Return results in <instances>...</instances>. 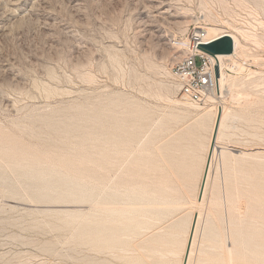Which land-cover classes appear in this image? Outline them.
Returning a JSON list of instances; mask_svg holds the SVG:
<instances>
[{
	"label": "rangeland",
	"instance_id": "rangeland-1",
	"mask_svg": "<svg viewBox=\"0 0 264 264\" xmlns=\"http://www.w3.org/2000/svg\"><path fill=\"white\" fill-rule=\"evenodd\" d=\"M162 1L167 3L166 14L158 11ZM207 15L218 23L222 19L245 32H258V37L264 35V0H0V264H180L181 257L168 252L172 249L168 242L174 239L169 234L174 231L172 224L191 217L199 166L211 131L210 127L198 130L192 118L181 119L185 107L167 102V88L173 90L175 85L163 71L171 73L183 56L170 42L187 39ZM182 22L188 24L181 28ZM261 37L260 43L264 42ZM240 39L247 53L251 52L241 76L263 71L264 43L256 46L252 38H245L249 42ZM262 87L249 92L236 87L230 101L212 105L214 113L225 104L242 116L235 122L238 136L229 141L236 150L230 152L258 153L260 160L230 164L223 172L217 170L219 158L214 160L215 172L207 203L200 208L202 221L190 264H264ZM232 97L236 99L231 101ZM244 105L247 112L242 110ZM196 109L191 108L192 117L199 113ZM169 146L179 148L181 154L168 159ZM192 153L198 162L194 175L189 168ZM233 154L228 157L234 158ZM16 160L52 165L88 182L98 178L122 193L156 192V204L118 201L105 205L102 196L81 202L78 194L41 198L35 181L24 186L25 169L16 168ZM214 183L221 197L216 209L208 204ZM150 207L167 209L168 214L160 220L147 219L139 209ZM107 210H123L132 214L130 218H138L132 224L126 220L122 226L115 224L118 240L113 245L97 234L99 216L107 215ZM209 212L218 238L204 234ZM95 214L99 215L97 223H85L87 216ZM251 232L262 240L243 246L242 240ZM151 237L156 245L149 241ZM233 240L244 249L234 250L236 255L230 257ZM245 249L248 255L243 254Z\"/></svg>",
	"mask_w": 264,
	"mask_h": 264
},
{
	"label": "bare ground",
	"instance_id": "bare-ground-1",
	"mask_svg": "<svg viewBox=\"0 0 264 264\" xmlns=\"http://www.w3.org/2000/svg\"><path fill=\"white\" fill-rule=\"evenodd\" d=\"M165 1V0H164ZM259 5V4H258ZM166 7H167V3L166 2H160L159 5H158V11L160 14H166L167 11H166ZM209 13V12H208ZM214 17V16H213ZM212 17V18H213ZM218 17V16H217ZM212 18L210 17V15H207L205 16L204 18V23L203 25L201 23L197 24V27L196 29L198 30H203L204 32H206V42L207 43H210V42H213L217 39H220L222 38L223 36H230L234 42V52L230 55H217V58L220 60V62L218 63L220 66H221V77H219V81H220V90H221V94H222V100H224L225 102L227 100L230 101V95L233 93V90L234 88L236 87H241V89H246L247 91L248 90H253V91H257L259 88H261L262 86L264 87V70L263 71H250L249 75L248 76H241L246 70H247V66H248V63H249V59H247L248 57H250V54L251 52H248L247 53V50H246V43L243 45V42L242 40L240 39V36L241 38L243 37V39L247 38L248 37V40H254V44L256 45L258 43V45L256 46H259L261 44H263L264 42L260 43L262 40H261V36H264V35H261L260 37H258V32L257 34L252 33V32H245L242 28H239V27H236V23L235 25H231V23L229 22H223L222 19L221 23H218V20L216 21L215 17H214V22L215 24H213L214 22L212 21ZM224 20V19H223ZM190 21V20H189ZM230 21V20H228ZM213 24L211 25L210 24ZM232 22V21H231ZM234 22H236L234 20ZM233 22V23H234ZM188 24V22H186ZM184 22H182V24H179L180 27L183 25V24H186ZM217 23V24H216ZM176 24V22H175ZM218 24H221V25H218ZM227 28L230 27L229 29H226V27H222L223 25H227ZM238 24V23H237ZM260 24V23H259ZM262 24V22H261ZM264 26V23L262 24ZM262 25H260L261 27H263ZM186 26V25H185ZM221 26V27H220ZM242 27V26H241ZM183 28V27H181ZM180 28V29H181ZM187 28V27H186ZM185 28V29H186ZM244 28V27H243ZM252 28V27H251ZM256 27L253 26V29L255 30ZM184 30V29H183ZM187 30V29H186ZM184 30V31H186ZM233 32H232V31ZM247 30V29H246ZM183 31V32H184ZM248 33V34H246ZM250 37V38H249ZM252 38V39H251ZM260 38V39H259ZM264 39V37H263ZM246 40V39H245ZM245 40H243L245 42ZM249 40V41H250ZM247 41V40H246ZM247 41V42H249ZM264 41V40H263ZM184 42H185V45L188 44V40L187 39H184ZM205 42V43H206ZM253 43V42H252ZM170 46L171 48H173L172 46V42H170ZM262 46V45H261ZM173 50H179L183 53V56L185 55V51L183 49H175L173 48ZM182 56V57H183ZM182 57L178 58L176 60V62L181 59ZM242 59V60H240ZM247 59V61H246ZM263 59V58H262ZM255 60V59H253ZM260 59H258L259 61ZM245 61V62H244ZM264 61V60H263ZM173 62V60H172ZM175 62V63H176ZM174 63V64H175ZM232 64L235 65L236 67V74H229V73H226L225 72V68H229L231 69L232 68ZM247 64V65H246ZM174 66V65H173ZM161 67V66H160ZM159 67V68H160ZM162 68V67H161ZM168 69V68H166ZM264 69V67H263ZM162 71V70H161ZM165 72V75H167L169 78L172 76L173 78V75H172V71L170 73V71H163ZM240 75V76H238ZM166 76V77H167ZM174 80V79H173ZM168 82V81H167ZM169 83V82H168ZM171 83V82H170ZM173 84V83H172ZM164 85V84H162ZM168 86V84H165ZM175 85L172 90L171 86H169L167 89H168V92L166 93V97L165 99L168 100L167 102H171L173 103V105H176V106H183L185 107V109L183 108V110L181 111L182 112V118L181 119H187V118H192L194 119V123L196 124L197 126V129L198 130H201V129H208L210 127V131H211V136H210V139H209V144H208V147L206 149V155H205V158H203V162L201 163L202 167L199 166V170H201L200 172V176H199V188H198V191L196 192L195 196H194V199H193V208H192V212H191V217L190 219L188 218L187 220H178L177 222H175L174 224H172V229L171 230H174L173 233L169 234L171 235V238L173 237L174 239L171 240V242H168L169 245L167 246H171L172 245V249L171 251L167 250L168 252H170L171 256L173 257H181V261H180V264H185V261H186V257L188 258L187 260V263L186 264H190L191 263V260H192V256L194 255V248H195V245H196V237H197V234L199 232V228H200V223L202 221V212H201V207L203 205H205L207 203V196H208V192H209V188H210V181H211V178H212V173L214 174V160L218 157L219 160H220V165L219 167H217V170H220L223 172V168L226 167L228 168V166L230 164H236L237 166L238 165H244L248 162L249 159H252L254 161H259L260 160V157L256 154L258 153H250V152H247V151H239L238 154H233L231 153L230 151H235L236 149L234 148V145H232L229 141L232 137H236L238 136L236 134V130H237V127L235 126V122L236 121H240L242 120V116L239 115L236 111H234L232 108H230L228 105H225V104H221V106L216 109L215 113L213 112L214 108L212 105H218L219 102H221V100H218L216 98H211L210 100V103L207 105V106H204L203 107H199V106H196V105H193V104H189L188 103H183L181 102L180 100H178L176 97L177 94H179V89L176 85V83L174 82ZM262 87V88H263ZM239 90V88H238ZM249 92V91H248ZM252 92V91H251ZM250 92V93H251ZM264 92V91H263ZM244 94V93H243ZM252 94V93H251ZM238 95V94H237ZM236 95V97H237ZM250 95V94H249ZM251 96V95H250ZM162 97V96H161ZM235 97V96H234ZM232 97L231 98V101L236 99ZM245 97V96H244ZM247 97V96H246ZM245 97V98H246ZM249 97V96H248ZM252 97V96H251ZM164 98V97H163ZM227 99V100H226ZM183 100V99H182ZM114 101V100H113ZM238 101V100H237ZM187 102V101H185ZM249 102V101H248ZM223 103V101H222ZM236 103V102H235ZM229 104V103H228ZM239 104V103H237ZM241 104H242V101H241ZM194 107H193V106ZM211 105V106H210ZM245 106V105H244ZM248 106V104H247ZM178 107V108H179ZM177 108V107H176ZM191 108H197L199 111V113L195 116V117H192L193 113L190 111ZM247 107L245 106L244 110L245 112H247L245 109ZM182 109V108H181ZM196 109V110H197ZM130 110V109H129ZM134 111L137 110V109H133ZM195 110V109H194ZM197 110V111H198ZM241 110V109H240ZM138 112V110H137ZM133 113V111H132ZM142 113V112H140ZM144 113V111H143ZM180 114V113H179ZM177 114V115H179ZM143 115V114H141ZM140 115V116H141ZM181 115V114H180ZM132 116V115H131ZM140 116L137 115V117L139 118ZM144 117V115H143ZM135 118V117H134ZM178 118V116H177ZM180 118V117H179ZM142 119V118H141ZM145 119V117H144ZM140 120V118H139ZM141 121V120H140ZM138 124V123H137ZM137 127V125H135ZM139 126V125H138ZM139 128V127H138ZM141 129V128H140ZM139 132V131H138ZM107 133V132H106ZM112 133V132H111ZM115 134V133H114ZM118 134V133H117ZM119 136V135H118ZM240 137V136H239ZM114 138V137H113ZM122 138V137H120ZM119 139V138H117ZM239 140V139H238ZM176 142V141H175ZM178 142V141H177ZM176 142V143H177ZM172 143V142H171ZM174 143V142H173ZM175 143V144H176ZM181 143V142H180ZM179 143V144H180ZM243 143V142H242ZM244 143H248V142H244ZM243 143V144H244ZM178 144V143H177ZM178 144V145H179ZM170 145V144H169ZM172 146V145H171ZM165 147V146H163ZM162 147V148H163ZM176 147V146H175ZM178 147V146H177ZM180 147V146H179ZM151 149V148H150ZM164 149V148H163ZM168 149V147H167ZM166 149V152H168ZM169 149H170V146H169ZM168 149V150H169ZM161 150V149H160ZM171 150V151H170ZM170 153L172 152V154L170 155V153L168 154L167 158L168 159H173L175 156L174 155H177V154H181V151L179 148L177 149H170ZM130 151V150H129ZM119 152V151H118ZM121 152V150H120ZM162 152V150H161ZM164 152V151H163ZM165 152V153H166ZM233 154V157L234 158H229L228 157V154ZM153 154V153H152ZM193 157L191 158V164L189 166L190 170H192V175L195 174V171L197 170L198 168V162L197 160L195 159L197 157V154L196 153H192ZM146 156V155H145ZM155 156V155H154ZM19 157V156H18ZM186 157V155L184 156ZM189 157V156H188ZM116 158V157H115ZM166 158V159H167ZM176 158V157H175ZM179 158V157H178ZM19 159V158H18ZM143 160V159H142ZM118 161V160H117ZM28 161L27 160H21V161H18L16 160L14 162L15 164V167L18 168H24L25 169V172L23 173V177L25 178L23 184L25 187H30V185H32V182L35 181L36 185H35V188L38 192V194L40 195L41 198H47L48 195L50 194H54V195H60V194H67V195H77L78 196L76 198H78L81 202H92L94 199H96V197H103V204L105 205H108V204H112V203H116V202H124L125 205L129 202H141L142 205L143 203H147L149 205H154L156 204V192H148V193H144L142 192L141 190H131V192L129 193L128 191L122 193L121 191L119 190H115L114 188H110V187H107L105 186V182L103 180H100L97 178V180L95 182H88V181H85L84 179H81L79 178L78 176H73L72 174H69V172H67L66 170H56V167L52 166V165H43V164H39L37 161V163H33V164H29L27 163ZM31 162V161H30ZM174 162V161H173ZM13 163V162H12ZM13 164V166H14ZM28 164V165H26ZM179 164V163H178ZM185 164V163H184ZM249 164V163H247ZM171 165V164H170ZM169 165V166H170ZM186 165V164H185ZM174 166H177V165H174ZM172 165V167H174ZM171 167V169H172ZM241 167V166H239ZM159 168V167H158ZM163 169L164 166L162 167ZM111 169V168H110ZM162 169V170H163ZM176 170V168H174ZM173 169V170H174ZM178 169V168H177ZM196 169V170H195ZM23 170V169H22ZM216 170V171H217ZM167 171V169H166ZM243 171V170H242ZM153 173V172H152ZM164 173V172H163ZM167 173V172H166ZM206 174H207V177H206ZM169 176H171L170 174H168ZM98 176V175H97ZM163 176V175H162ZM161 176V177H162ZM227 177V176H226ZM169 178V177H168ZM171 178V177H170ZM192 178H195L192 176ZM206 178V183H205V187H204V191L201 193V190H202V185H203V182H204V179ZM229 178V177H228ZM162 181V179H160ZM159 180V181H160ZM164 180L166 181V179L164 178ZM172 180V179H171ZM126 181V180H125ZM169 181V179H168ZM167 181V182H168ZM229 181V180H228ZM34 183V184H35ZM161 184V183H160ZM167 184V183H166ZM170 184H173V181L170 182ZM112 186V185H111ZM126 186V185H125ZM124 186V187H125ZM167 186V185H166ZM165 186V187H166ZM258 186V185H257ZM161 187V186H160ZM168 187V186H167ZM229 187V186H228ZM117 188V187H116ZM171 188V186L169 187ZM125 190H127L126 188H124ZM123 189V190H124ZM227 189V188H226ZM124 190V191H125ZM151 190V189H149ZM171 190V189H170ZM211 199L209 200V203L210 206H213L215 209H216V206L218 205L219 206V200H221V197H219V187L217 185V183L213 185L212 187V190H211ZM227 191V190H225ZM227 192H229L230 194V191L228 190ZM160 193V192H159ZM159 195V194H158ZM161 195V194H160ZM164 196V195H163ZM193 196V195H192ZM227 196V201L229 202L230 198H228V194L226 195ZM39 197V198H40ZM71 198V197H69ZM97 200V199H96ZM233 202V201H232ZM123 203V204H124ZM95 204V203H94ZM99 205V204H98ZM117 205V204H116ZM93 206V205H92ZM94 208V207H93ZM99 208V207H98ZM103 208V207H102ZM106 208V207H105ZM111 209V207H109ZM119 208V207H118ZM166 208V207H164ZM213 208V209H214ZM117 209V208H116ZM220 209V208H219ZM77 210V209H76ZM81 211V210H80ZM97 211V210H96ZM102 211V210H101ZM132 211V210H131ZM139 211H144V214H145V217L147 218L151 216V218H161L162 215H164L163 217H165V215L168 214L167 212V209H163L162 211L159 210V209H156L155 207L152 208H141L139 209ZM212 211V210H211ZM257 211V210H256ZM66 212H69L71 213L72 210H67ZM94 212V211H93ZM133 212V211H132ZM83 213V212H81ZM96 213V212H95ZM98 213V212H97ZM107 215H102L101 217L99 215L96 216L95 215H90V216H87L86 219L84 220L85 223H90L92 220H96L95 222L97 223V219L101 220V223L98 224V229L101 228L100 230H98L97 234L99 235V237L101 239H104L106 238L107 239V242H110L111 245H113L115 242H117L118 240V233H117V227L118 225L115 226V224H121V221L122 220H126L129 224H132L133 223V220H136L134 218H130L129 216L131 215H128L129 213L128 212H125L123 210H107L105 212ZM128 213V214H127ZM210 213V214H209ZM208 213V217H207V225H206V229L204 231V234L206 237H209L210 235L215 236V237H219V235H215L213 233V230H212V221L210 220L211 219V212ZM217 213V212H216ZM232 213V212H231ZM84 214V213H83ZM92 214V213H91ZM101 215V214H100ZM127 215V216H125ZM256 215V214H255ZM99 216V218H98ZM134 216V215H133ZM144 218V216H142ZM140 219V217H139ZM148 219V218H147ZM186 219V218H185ZM160 220V219H158ZM222 220V219H221ZM77 221V220H76ZM92 221V222H94ZM138 221V220H137ZM144 221H147V220H144ZM150 220H148L149 222ZM235 221V220H234ZM245 221V220H244ZM123 222V221H122ZM135 222V221H134ZM152 222V221H150ZM84 223V222H83ZM124 223V222H123ZM126 223V222H125ZM137 223V222H135ZM152 223H156V222H152ZM141 224V222H140ZM146 224V223H145ZM151 223H149L150 225ZM254 224V223H252ZM251 224V225H252ZM88 225V224H87ZM94 225V224H93ZM96 225V224H95ZM127 225V223L125 224ZM148 225V224H146ZM145 225V226H146ZM116 228H115V227ZM153 226V225H152ZM232 226V225H230ZM86 227V225H85ZM89 227V226H87ZM95 227V226H94ZM97 227V226H96ZM120 227V226H119ZM118 227V228H119ZM147 227H145L146 229ZM171 228V226H170ZM235 228V226H234ZM249 228V227H248ZM251 228V227H250ZM140 229V228H139ZM148 229V228H147ZM233 229V228H232ZM254 229V228H252ZM126 230V229H125ZM136 230V229H135ZM143 230V229H142ZM234 230V229H233ZM236 230V229H235ZM243 230V229H242ZM255 230V229H254ZM253 230V231H254ZM263 230V229H262ZM95 231V230H94ZM232 231V230H231ZM248 231V230H246ZM258 231V230H257ZM124 232V231H123ZM127 232V231H126ZM234 232V231H233ZM245 232V231H244ZM122 233V232H121ZM125 233V232H124ZM166 233V232H165ZM168 233V232H167ZM259 233V232H258ZM263 233V232H262ZM161 234H163L161 232ZM236 234V232L234 233ZM238 234V233H237ZM246 234V233H245ZM159 235V234H158ZM153 236V235H152ZM156 235H154L155 237ZM161 236V235H160ZM181 236H184V239L182 242L178 241L177 238H181ZM244 236V235H243ZM154 237H151L154 238ZM241 237V236H240ZM261 236L259 234H257L256 232H251V233H247L246 234V237H245V240H242V244L244 246V244H247L249 245L251 242H254L255 240H257V238H260ZM157 238V237H156ZM155 238V239H156ZM158 238H161V237H158ZM164 239V237H162ZM169 238L170 237H166ZM216 238V239H217ZM232 238V237H231ZM234 238H235V235H234ZM149 240L152 244L156 245V241L153 240ZM220 239V238H219ZM233 239V238H232ZM158 240V242L162 243L160 241V239H156ZM167 240V239H166ZM235 240V239H234ZM233 240V244L232 245V249L230 250V253L229 255L232 253L233 254V251L236 250V252L238 251V249H244V248H238L236 246V243L235 241ZM261 240H262V237H261ZM148 241V240H147ZM146 241V242H147ZM218 241V240H217ZM220 241V240H219ZM259 241V240H258ZM101 242V241H100ZM104 242V241H103ZM157 242V244H158ZM238 242V241H237ZM256 242V241H255ZM262 242V241H261ZM159 243V244H160ZM167 243V242H166ZM166 243H165V246H166ZM215 243V242H214ZM149 244V243H147ZM230 244V245H231ZM241 244V243H240ZM252 244V243H251ZM152 245V246H154ZM163 245V244H162ZM254 245V244H253ZM151 246V247H152ZM258 246V244L256 245V247ZM157 247V246H156ZM179 247H180V251H179ZM217 247V246H215ZM249 247V246H248ZM254 247V246H252ZM255 247V248H256ZM250 248V247H249ZM158 249V248H157ZM160 249V248H159ZM163 249V248H162ZM211 249V248H210ZM257 250L259 249V247L256 248ZM152 250V249H151ZM154 250H156V248H154ZM154 250H153V253H154ZM254 250V249H252ZM255 250V251H257ZM122 251V250H121ZM241 251V250H240ZM251 251V250H250ZM259 251V250H258ZM263 251V250H262ZM152 252V251H150ZM156 252V251H155ZM243 254L245 253V255H248L246 254L247 252V249H245V252L244 250L242 251ZM264 252V251H263ZM202 253V252H200ZM237 253H240V252H237ZM252 253V252H250ZM168 254V253H167ZM217 254V253H215ZM220 254V253H219ZM222 254V252H221ZM242 254V253H241ZM243 254L241 256H243ZM162 255V254H161ZM224 255V254H223ZM233 255H236V254H233ZM256 255V254H255ZM164 256V255H163ZM210 257V255H208ZM231 257V255H230ZM243 257H247V256H243ZM163 258V257H162ZM222 258V257H221ZM233 258V257H232ZM249 258H251L249 256ZM255 258V256H254ZM259 258V257H258ZM214 259H215V256H214ZM213 259V260H214ZM253 259V258H252ZM234 260V259H233ZM237 260V259H235ZM215 261V260H214ZM219 261V260H218ZM229 261H231V258H229ZM247 261V260H246ZM106 263V262H105ZM199 263H201L199 261ZM198 263V264H199ZM243 263V262H241ZM262 263V262H261ZM203 264V262L201 263ZM212 264V263H211ZM250 264V263H249Z\"/></svg>",
	"mask_w": 264,
	"mask_h": 264
},
{
	"label": "built area",
	"instance_id": "built-area-1",
	"mask_svg": "<svg viewBox=\"0 0 264 264\" xmlns=\"http://www.w3.org/2000/svg\"><path fill=\"white\" fill-rule=\"evenodd\" d=\"M206 38V32L194 26L189 32L187 45L183 38H174L172 41L173 48L185 51V55L172 67V75L179 89V95L184 101L199 107L207 106L211 98L222 100L219 81L221 66L218 64L220 60L217 56L200 49L202 44H209ZM225 72L237 75L233 64L231 69L225 68Z\"/></svg>",
	"mask_w": 264,
	"mask_h": 264
},
{
	"label": "water",
	"instance_id": "water-1",
	"mask_svg": "<svg viewBox=\"0 0 264 264\" xmlns=\"http://www.w3.org/2000/svg\"><path fill=\"white\" fill-rule=\"evenodd\" d=\"M200 49L214 56L230 55L234 52V42L230 36L226 35L209 44H202L200 46ZM217 73L219 76V69H217ZM206 177H207V174H206ZM205 183H206V178L204 179L201 193L204 191ZM187 260L188 258L186 257L185 264L187 263Z\"/></svg>",
	"mask_w": 264,
	"mask_h": 264
}]
</instances>
